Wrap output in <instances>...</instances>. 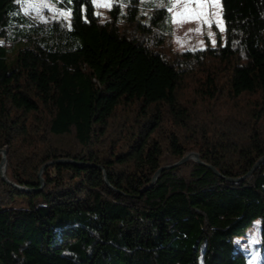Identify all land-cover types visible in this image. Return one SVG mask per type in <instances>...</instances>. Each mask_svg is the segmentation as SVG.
I'll return each instance as SVG.
<instances>
[{"label": "trees", "instance_id": "16d2710c", "mask_svg": "<svg viewBox=\"0 0 264 264\" xmlns=\"http://www.w3.org/2000/svg\"><path fill=\"white\" fill-rule=\"evenodd\" d=\"M55 1L0 0V264H248L256 218L264 264V0L183 50L170 0Z\"/></svg>", "mask_w": 264, "mask_h": 264}, {"label": "rangeland", "instance_id": "374dc122", "mask_svg": "<svg viewBox=\"0 0 264 264\" xmlns=\"http://www.w3.org/2000/svg\"><path fill=\"white\" fill-rule=\"evenodd\" d=\"M19 1L23 11L35 20L45 21L52 17L69 19L68 10L60 7L55 0ZM94 1L100 14L105 17L113 0ZM170 1L171 6L168 10L171 13L172 43L175 49L183 50L189 47H202L205 45L206 41L214 45L217 37L215 29L222 39L224 34V21L222 18L220 0ZM141 2L146 11L150 7L166 4V0H141ZM6 164L7 159L5 169ZM17 202L21 205H25L26 200L19 199ZM260 227L261 219L256 218L252 224L246 228L242 235L234 238L236 245L246 252L248 264H261L262 262V248L259 243Z\"/></svg>", "mask_w": 264, "mask_h": 264}, {"label": "water", "instance_id": "95a60500", "mask_svg": "<svg viewBox=\"0 0 264 264\" xmlns=\"http://www.w3.org/2000/svg\"><path fill=\"white\" fill-rule=\"evenodd\" d=\"M0 152H1V155H0V175H1V177H2L3 179L9 181V180L7 179V177H6V175H5V163H6L5 149H4V148L0 149ZM190 157L194 158V159H195L196 161H198V162H201L198 152H196V151H189L188 153L184 154L179 160H177V161H175V162H172V163H169V164L161 165V166L155 171L154 176H153V179H155V178L158 176L159 172H160L162 169L167 168V167H173V166H175L176 164H179V163L185 161L186 159H188V158H190ZM261 159H262V157H260V158H259V159L253 164V166H252V167H251V168H250L245 174H243V175H241V176H239V177H237V178H241V177L247 175L250 171H252V169L258 164V162H259ZM68 161H69V160H68ZM47 163H51V161H47L45 164H43L42 167H44ZM104 178H105V175H104ZM40 180L43 182L42 177H40ZM9 182H10V181H9ZM11 183H12V182H11ZM12 184H14L15 186H17V187H19V188H21V189H27V187H25V186H20V185H17V184H15V183H12Z\"/></svg>", "mask_w": 264, "mask_h": 264}]
</instances>
